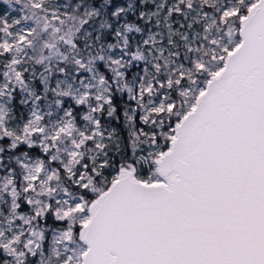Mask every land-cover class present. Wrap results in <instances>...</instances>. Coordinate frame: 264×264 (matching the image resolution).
I'll return each instance as SVG.
<instances>
[{"label":"snow or ice","instance_id":"6c2138e0","mask_svg":"<svg viewBox=\"0 0 264 264\" xmlns=\"http://www.w3.org/2000/svg\"><path fill=\"white\" fill-rule=\"evenodd\" d=\"M0 264H264V0H0Z\"/></svg>","mask_w":264,"mask_h":264},{"label":"rangeland","instance_id":"374dc122","mask_svg":"<svg viewBox=\"0 0 264 264\" xmlns=\"http://www.w3.org/2000/svg\"><path fill=\"white\" fill-rule=\"evenodd\" d=\"M14 15V14H13Z\"/></svg>","mask_w":264,"mask_h":264}]
</instances>
